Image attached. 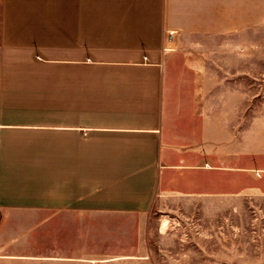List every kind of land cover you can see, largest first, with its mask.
Wrapping results in <instances>:
<instances>
[{"label": "crops", "instance_id": "crops-1", "mask_svg": "<svg viewBox=\"0 0 264 264\" xmlns=\"http://www.w3.org/2000/svg\"><path fill=\"white\" fill-rule=\"evenodd\" d=\"M244 2L0 0V222L148 219L164 192L226 193L243 168L227 127L172 93L212 90L211 43Z\"/></svg>", "mask_w": 264, "mask_h": 264}, {"label": "rangeland", "instance_id": "rangeland-1", "mask_svg": "<svg viewBox=\"0 0 264 264\" xmlns=\"http://www.w3.org/2000/svg\"><path fill=\"white\" fill-rule=\"evenodd\" d=\"M242 8L236 23L243 20V28L211 43L221 54L210 77L205 71L212 90L172 93L181 103L210 101L213 122L227 127L229 167L243 162L228 171L227 192H164L148 219L6 218L0 264H264V0H245ZM219 182L213 176V187Z\"/></svg>", "mask_w": 264, "mask_h": 264}, {"label": "bare ground", "instance_id": "bare-ground-1", "mask_svg": "<svg viewBox=\"0 0 264 264\" xmlns=\"http://www.w3.org/2000/svg\"><path fill=\"white\" fill-rule=\"evenodd\" d=\"M163 228V227H162Z\"/></svg>", "mask_w": 264, "mask_h": 264}]
</instances>
